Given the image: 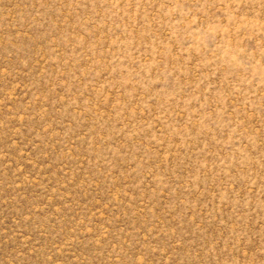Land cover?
<instances>
[{
    "label": "rangeland",
    "instance_id": "374dc122",
    "mask_svg": "<svg viewBox=\"0 0 264 264\" xmlns=\"http://www.w3.org/2000/svg\"><path fill=\"white\" fill-rule=\"evenodd\" d=\"M0 264H264V0H0Z\"/></svg>",
    "mask_w": 264,
    "mask_h": 264
}]
</instances>
